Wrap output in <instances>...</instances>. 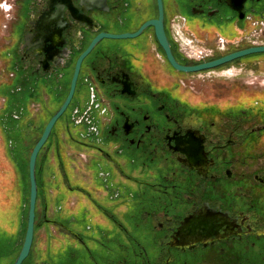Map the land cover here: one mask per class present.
<instances>
[{"label": "flooded vegetation", "instance_id": "obj_1", "mask_svg": "<svg viewBox=\"0 0 264 264\" xmlns=\"http://www.w3.org/2000/svg\"><path fill=\"white\" fill-rule=\"evenodd\" d=\"M13 1L3 62L30 156L73 93L38 157L34 236L20 264H264V90L253 63L198 73L231 82L194 104L184 90L197 73L177 71L159 43V0ZM162 4L187 67L199 64L175 30L206 63L252 47L239 34L264 20V0ZM30 190L29 178L23 216L12 206L0 223V264L23 253Z\"/></svg>", "mask_w": 264, "mask_h": 264}, {"label": "rangeland", "instance_id": "obj_2", "mask_svg": "<svg viewBox=\"0 0 264 264\" xmlns=\"http://www.w3.org/2000/svg\"><path fill=\"white\" fill-rule=\"evenodd\" d=\"M13 0H0V185L4 186V205L0 216H3V219L0 221H5L4 217L7 216V212L13 206L15 216H23L24 209L23 204L27 200L28 190H29V174H28V162H29V152L24 140V128L21 120L14 118L13 116H20V111H14L13 114L10 113V103L8 97V75L10 71H7L5 66L4 59L8 58V38L9 28L11 27L13 21L14 12H5L3 7L4 4L13 5ZM3 6V7H2ZM255 25L252 30L246 33L239 34L238 39L245 38L249 41L250 45L252 40H255L258 43H264V20H253ZM4 61V62H3ZM192 62V61H191ZM246 62H249L250 65L253 63L254 75L251 77V80H255L254 88L258 90H264V55H255L250 56L244 59H241L232 64L217 68L214 72L217 74H226L227 72L240 73L242 68L246 69ZM256 63V64H255ZM247 72V70H244ZM248 73H252L248 71ZM206 75L195 74L193 75L194 79H191L190 84L192 90H184L185 94L190 96L191 101L195 100L194 104H199L201 97L204 95L209 99L213 89L216 84L219 83V86H227L228 82H231L227 79H222L223 77L215 78L216 81L209 82L204 84L202 78ZM221 78V79H220ZM210 92V94H207ZM7 116L11 118L10 122H7ZM12 144V145H11ZM12 146V147H11ZM33 145H31L32 147ZM11 149L13 151V158L11 161ZM44 185L50 197L53 199L55 194L56 181L53 176L46 177L44 179ZM24 202V203H23ZM13 203V204H12ZM11 207V208H10ZM3 222L2 226H5ZM0 224V225H1Z\"/></svg>", "mask_w": 264, "mask_h": 264}, {"label": "water", "instance_id": "obj_3", "mask_svg": "<svg viewBox=\"0 0 264 264\" xmlns=\"http://www.w3.org/2000/svg\"><path fill=\"white\" fill-rule=\"evenodd\" d=\"M244 1L245 0H238V3L242 4ZM159 4H160V20L158 22H153V24L156 25L157 37H158L160 45L165 50L169 62L172 64V66L177 71L184 72V73H192V74L201 73V72L211 71V70L220 68L232 62H235V61H238V60L250 57V56L264 55V46H253L245 50H241V51L229 54L227 56H224L214 61L206 62V63L195 65V66H188V67L182 66L175 59L172 53L171 47H170V43L166 37V33L164 30V25H163L164 15H163L162 0H159ZM72 98H73V93H71V95L67 98L66 102L62 106V108L51 119V121L49 122V124L47 125L44 131V134L42 135L41 139L35 145L32 151V154L30 156L29 178H30L31 190H30L29 224H28V231H27L25 246H24L23 253L19 259L18 264H20L21 261L28 255L31 245H32L33 236H34V225H35V218H36L37 198H38V181H37L38 157L43 147L46 145L48 139L50 138V135L57 121L62 117V115L67 110Z\"/></svg>", "mask_w": 264, "mask_h": 264}, {"label": "built area", "instance_id": "obj_4", "mask_svg": "<svg viewBox=\"0 0 264 264\" xmlns=\"http://www.w3.org/2000/svg\"><path fill=\"white\" fill-rule=\"evenodd\" d=\"M3 7V6H2ZM5 12H10L12 10V5H7L4 4L3 7ZM264 26V24H263ZM174 39L177 43L180 44L182 50L185 52L186 57L197 64L203 63L205 61V53L200 50L197 49L195 44L193 43V41L191 40V38H189L188 36L185 35V33L183 31H181L180 29L175 30L174 32ZM221 43H224L223 38L220 39ZM251 46H264V43H258L255 40L251 41Z\"/></svg>", "mask_w": 264, "mask_h": 264}, {"label": "crops", "instance_id": "obj_5", "mask_svg": "<svg viewBox=\"0 0 264 264\" xmlns=\"http://www.w3.org/2000/svg\"><path fill=\"white\" fill-rule=\"evenodd\" d=\"M256 64V63H255Z\"/></svg>", "mask_w": 264, "mask_h": 264}]
</instances>
